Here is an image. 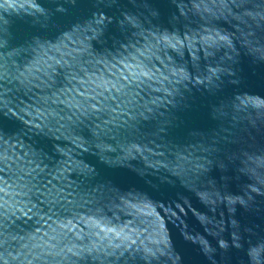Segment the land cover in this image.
Wrapping results in <instances>:
<instances>
[{"label": "water", "instance_id": "95a60500", "mask_svg": "<svg viewBox=\"0 0 264 264\" xmlns=\"http://www.w3.org/2000/svg\"><path fill=\"white\" fill-rule=\"evenodd\" d=\"M0 264H264V0H0Z\"/></svg>", "mask_w": 264, "mask_h": 264}]
</instances>
